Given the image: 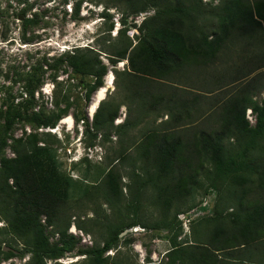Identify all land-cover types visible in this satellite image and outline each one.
Masks as SVG:
<instances>
[{
	"label": "trees",
	"instance_id": "trees-1",
	"mask_svg": "<svg viewBox=\"0 0 264 264\" xmlns=\"http://www.w3.org/2000/svg\"><path fill=\"white\" fill-rule=\"evenodd\" d=\"M115 1L125 4L130 14L154 10L153 16L144 18L138 26L139 42L133 47L129 42L108 57L111 65L128 61V70L122 73L123 88L140 112L133 121L125 118L117 126L113 122L121 105L114 103L100 102L90 124L85 114L72 116L85 125L87 133L94 132L91 135L94 140L98 138L96 132L105 128H112L116 135L124 134L136 125L139 115H147L152 109L158 110L157 118L165 115L167 120L159 124L160 127L145 130L141 140L131 142L128 148L121 147L116 152L115 160L126 163L131 158L128 152L134 149L133 160L140 162V173L131 171L128 174L136 186L137 195L134 204H127L132 213L128 215L130 221L102 225L106 237L101 245L84 250L81 255L86 256L88 264H124L110 261L109 256L103 255L120 248V244L128 246L131 240L119 235L126 229L142 226L149 230H170V249L165 253L164 264H264V103L259 105L249 99L244 95V89L224 95L223 102L220 94H215L208 99L212 105L219 103L220 113H212L218 117V128L211 133H201L199 145H189L177 135L174 137V131L179 128L176 123L191 121L192 117L202 114L200 104L204 97L194 90L195 84L187 75L197 66L195 59H210L236 32L240 34L250 28L256 29L261 26L260 21L264 27V0H208L217 1L212 11L216 16L217 32L213 31L211 35L197 22L198 17L207 13L208 2ZM74 13H78V4ZM22 21L24 26L33 22L29 18ZM99 57L92 49H75L47 67L55 69L62 64L77 76L87 106L92 94L103 86L107 73ZM176 72L180 84L176 83L174 89L171 83ZM37 77L35 73L26 77L25 89L29 95L39 84ZM66 101H62L65 104L63 108L59 106L61 102H55V110L31 112V123L37 128H54L68 113ZM22 104H8L0 116V219L7 224L13 238L21 242L22 255H30V264H46L47 260L61 259L74 249V238L67 231L73 219L69 205L75 194L68 193L78 184L61 172L56 150L52 148L54 141L49 140L48 133L41 141L43 145H39L37 134L28 135L25 139L10 138L9 132L16 119L22 120L26 114L21 113ZM126 109L128 113L129 108ZM248 109L255 116L253 126L245 119ZM102 137L106 141L107 136ZM226 139L233 140L231 147L224 144ZM6 147L11 150L12 158L1 156ZM194 156H199L198 162L194 161ZM205 165L208 169L204 171ZM200 175L205 177L208 190L216 192L214 205L209 211L212 214L205 216L207 209H202V217L197 216L191 226L198 224L204 233H195L190 227L192 240L188 244H180L177 239L182 231V221L178 215L185 213L181 211L187 203L185 198L177 202L194 188ZM103 178L101 185L92 186L91 191L82 189L83 199L94 201L101 196L113 211L121 202V174L117 167L111 166ZM127 188L129 190L130 185ZM148 188L155 192V202L163 207L175 206L172 216L160 224L155 221L147 225L138 218V199ZM164 191H168V195L162 199ZM223 203L235 206L229 208L231 214L227 223L222 218L225 211ZM220 204L223 205L218 212ZM73 223L78 231H84L79 222L73 220ZM45 229L57 235V243L49 242L44 235ZM4 256L9 258L12 252H5Z\"/></svg>",
	"mask_w": 264,
	"mask_h": 264
},
{
	"label": "rangeland",
	"instance_id": "rangeland-1",
	"mask_svg": "<svg viewBox=\"0 0 264 264\" xmlns=\"http://www.w3.org/2000/svg\"><path fill=\"white\" fill-rule=\"evenodd\" d=\"M76 4H78L77 14L74 13ZM127 8L125 4H119L115 0H69L67 2L63 0H0V116L8 104L18 106L23 103L21 113L26 112V114L24 119L19 121L16 119L9 132L10 138L25 139L28 135L37 134L40 139L39 145H43L41 141L45 137L44 134L48 133L49 140L54 141L52 148L56 150V161L61 172L73 183L78 184L76 187H71L68 193L75 194L69 205L71 207L69 214L73 219L67 231V234L74 238V249L61 259L47 260L46 264H88L86 256L81 255V252L101 245L100 243L106 237L105 228L102 225L108 222L116 224L130 221L128 215L132 213L127 208V204L130 202L134 204V197L137 195L136 186L132 184L128 174L131 171L139 172L140 162L133 160L134 149L128 152L132 161L130 158L126 163L116 161L115 154L119 148L126 149L131 142L141 140L145 130L160 127L159 124L167 120L165 115L157 118L158 110L152 109L147 115H139V119H135L136 125L128 128L124 134L116 135L112 128H105L96 132L98 138L94 140L91 137L94 132L87 133L85 125L74 120L72 116L79 117L84 114L87 116V107L90 105V117L87 116L90 124L100 102L121 105L118 116L113 122L115 126L121 124L125 118L133 121L138 116L140 111L128 98L122 83V73L128 70V61L123 60L116 65H111L108 57L129 42L132 47L139 42L138 26L144 18L153 16L154 10L148 9L138 14H130ZM206 9L207 13L198 17L197 22L199 26L206 27L208 35H211L213 31L217 32L216 16L212 14L214 8L206 6ZM24 18L32 19L33 22L24 26L22 21ZM260 24L261 26L259 25L256 29L250 28L240 34L234 33V36L226 39L224 46L210 59L201 57L195 59L198 78L194 90L204 97V101L200 104L202 114L192 117L191 121L176 123L175 126L179 128L174 131V137L177 135L189 145H199L201 133H211L218 128V117L216 118L212 113H220V106L219 103L217 106L212 105V101L205 97L209 90L216 91L217 95L220 94V101L223 102L224 95L244 89V95L249 99L251 98L259 105L264 103V27L261 21ZM85 48L98 53L101 62L107 68L103 86L97 90L96 94H92L87 106L84 104L77 76L62 64L55 69L47 67L56 59L71 54L75 49ZM33 73L38 76L39 84L34 88L33 94L29 95L25 89L26 77ZM177 75L176 72L174 81L171 83L174 89V85L178 84ZM107 82L108 85H106ZM201 83L203 85H200ZM103 89L102 98L96 101L97 94ZM64 99L69 104L68 113L57 122L54 128H37L31 123V112L55 110V102H61L59 106L63 108ZM126 107L129 108L128 113ZM91 109L93 111L90 112ZM245 119L250 126L254 125L255 116L251 110L248 109L245 112ZM103 135L107 136L106 141L103 137L101 138ZM11 139L8 140V144L11 143ZM91 144L92 146H89ZM224 144L231 147L233 140L226 139ZM1 156L9 159L13 157V154L6 147ZM194 161L198 162L199 156H194ZM111 166L117 167L120 171L119 187L122 191L121 202L113 211L101 196L92 201V199H83L82 192V189L91 191L92 186L101 185L103 176ZM207 169L205 165L203 170ZM207 184L202 175L196 179L194 188L177 202L185 198L184 202L187 205L181 212L194 210L200 218L203 215H199L201 210L207 209L205 216H211L212 213L209 211L214 205L216 192L208 190ZM167 192H163L162 199L168 195ZM154 197L155 192L148 188L138 199L140 203L138 218L147 225L155 221L160 224L162 220L169 219L175 209L174 204L163 207L155 202L157 199H153ZM223 204L218 206V212ZM242 204L245 202L242 201ZM232 205L233 207L224 204L225 211L222 216L224 223L229 220V214H231L229 208H235L233 203ZM195 212L190 215L193 216V220L182 227L177 243L188 244L192 240L191 228L200 235L204 233L198 224L191 226V222L195 223L198 219ZM41 219L43 220V217ZM73 220L83 226V232L76 229ZM0 230V264H30V255H22L21 242L13 238L8 232L7 224L1 219ZM44 235L51 244L57 243L58 237L53 235L50 229H45ZM170 235V230L167 229L149 230L142 226L132 227L119 235L120 238L130 239L131 243L128 246L120 244V248L116 249L117 253L113 249L107 251L103 257L109 256L110 261L124 264H148V262L164 264L165 253L170 249L168 241ZM9 251L12 252V256L5 258V252Z\"/></svg>",
	"mask_w": 264,
	"mask_h": 264
},
{
	"label": "crops",
	"instance_id": "crops-1",
	"mask_svg": "<svg viewBox=\"0 0 264 264\" xmlns=\"http://www.w3.org/2000/svg\"><path fill=\"white\" fill-rule=\"evenodd\" d=\"M206 1L209 3V7L211 8H214L216 5H217V1H214V2H211V1H208V0H202V3L205 4ZM188 76H190V78L192 79L193 83L195 84L196 80H197V72H196V67H193L192 70L189 71V73H187ZM178 80H180V77L178 76ZM203 83V82H202ZM200 84V85H206L205 83L203 84ZM207 83V82H206ZM178 84H180L178 82ZM180 86V85H178ZM216 94V91L215 92H210L208 91V94L205 95V97L208 99V98H212L214 95Z\"/></svg>",
	"mask_w": 264,
	"mask_h": 264
},
{
	"label": "built area",
	"instance_id": "built-area-1",
	"mask_svg": "<svg viewBox=\"0 0 264 264\" xmlns=\"http://www.w3.org/2000/svg\"><path fill=\"white\" fill-rule=\"evenodd\" d=\"M193 212H195V211L191 210L190 212L188 211V212H185V213L178 215V218L182 221V227L187 226L190 223V221L193 219V216H190ZM195 214L197 217L198 213L195 212ZM201 214H202V212L199 213V215H201Z\"/></svg>",
	"mask_w": 264,
	"mask_h": 264
},
{
	"label": "bare ground",
	"instance_id": "bare-ground-1",
	"mask_svg": "<svg viewBox=\"0 0 264 264\" xmlns=\"http://www.w3.org/2000/svg\"><path fill=\"white\" fill-rule=\"evenodd\" d=\"M106 85H108V82L106 83ZM103 92H104V89L101 90V91L97 94V96H96V101L102 98ZM95 104H96V102H95L93 105L95 106ZM91 111H93V109H91L90 112H91Z\"/></svg>",
	"mask_w": 264,
	"mask_h": 264
},
{
	"label": "water",
	"instance_id": "water-1",
	"mask_svg": "<svg viewBox=\"0 0 264 264\" xmlns=\"http://www.w3.org/2000/svg\"><path fill=\"white\" fill-rule=\"evenodd\" d=\"M96 92H97V91H95L94 94H96ZM89 108H90V105H88V107H87V116L90 117V114H89Z\"/></svg>",
	"mask_w": 264,
	"mask_h": 264
}]
</instances>
